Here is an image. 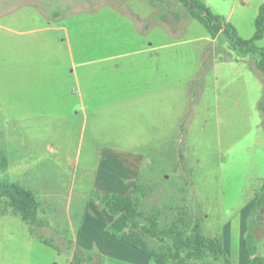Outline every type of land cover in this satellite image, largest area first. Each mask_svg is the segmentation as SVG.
I'll use <instances>...</instances> for the list:
<instances>
[{
  "label": "rangeland",
  "instance_id": "rangeland-1",
  "mask_svg": "<svg viewBox=\"0 0 264 264\" xmlns=\"http://www.w3.org/2000/svg\"><path fill=\"white\" fill-rule=\"evenodd\" d=\"M63 1L0 0V101L6 107L0 112V152L9 161L0 179L34 193L39 203L37 218L44 224L33 237L28 224L18 217L10 212L1 216L0 264H67L75 252L81 255V264H103L104 254L96 250L100 241H119L107 231L110 223H106L114 218L96 196L115 192H130L145 213L160 210L163 224L183 218L191 227L198 224L203 235L220 237L223 228L247 208L264 179V76L255 69L258 57L234 49L221 33L207 40L206 28L177 0L156 4L89 0L87 6L107 3L118 11L129 9V2L154 5L164 23L149 41L174 47L162 53L170 60L162 62L155 111L144 112L140 100L142 112L113 108L106 116H88L85 128L73 131L69 143L59 131H50L51 137L65 140L62 152L56 153L37 139L44 136L41 122L46 109L41 93L46 67L28 65L34 75L21 74L12 95L4 46H60L57 40L63 38L62 31L46 29L64 24L70 29L65 46L139 43L133 29L116 19L105 27L104 19L89 18L88 8L79 4L82 0H73L81 7L80 14L54 20L52 12L64 13ZM202 1L213 13L229 18L241 38L253 36L250 19L262 0ZM165 29L174 36L169 37ZM256 46L264 49V36ZM201 48L205 67L200 82H192L200 70ZM120 76L126 78V86L135 81V75L127 72ZM82 85L87 93V76ZM123 102L138 106L137 100ZM29 128L36 139L29 137ZM133 152L139 161H117ZM99 210L109 214L107 219ZM256 223L255 234L261 237L264 214L258 215ZM85 237L90 238L88 250L81 244ZM221 262L208 257L190 263Z\"/></svg>",
  "mask_w": 264,
  "mask_h": 264
},
{
  "label": "crops",
  "instance_id": "crops-1",
  "mask_svg": "<svg viewBox=\"0 0 264 264\" xmlns=\"http://www.w3.org/2000/svg\"><path fill=\"white\" fill-rule=\"evenodd\" d=\"M87 1L89 0H82L79 4L88 8L86 10H88L89 18L104 19L105 23L102 25L105 27L110 24L109 20L114 19L119 24L131 27L139 41L137 46H65L70 30L65 24L62 27L56 25L46 29L48 31H62L63 38L57 40L60 46H4L6 48L4 50L9 56L8 83L12 95L15 86L21 83V74L31 73L34 75L28 65L40 64L46 67L44 70L47 76L44 77V89L41 93V104L46 109L42 113L43 121L41 122L44 136L37 139L46 148L56 153L61 151L65 140L60 142L59 137H51L50 131H59L67 139L66 143H69L73 141L75 131L78 133L82 126L85 128L88 116L92 119L96 116H106L111 114L113 108H120L126 113L139 112L141 111L140 100L144 101V112L155 111V99H159L162 62L169 58L163 57L162 53L174 47L157 45L155 42L149 41L152 33L155 30L160 31L162 23H164L160 10H155L154 5H133L128 1L129 9L118 11L111 6L107 7V3H99L90 7L87 6ZM263 2L264 0L257 4V12L250 19V25L254 22ZM63 3H65L63 15H60L58 11L52 12L54 20H58L61 16L65 19H72L75 15L80 14L81 7L77 8V5H74L75 1L64 0ZM60 11L62 12V10ZM228 20L229 18L226 21L229 22ZM165 30L169 37L174 36L173 32ZM236 30L238 34L241 33L238 31L239 29L236 28ZM249 34H252L251 27ZM206 39L209 40L210 36ZM200 52L198 66L200 70H196L198 76L192 82L199 80L200 71L205 67L202 60L204 55L202 48ZM21 64L25 66H21ZM18 69H20V74ZM81 71L87 72V74L81 76ZM123 72H127L129 76L135 75V81L128 82L130 84L126 86V78L120 76ZM169 74L170 71L165 72L167 77ZM86 76L87 93L82 85V79ZM116 76H120V78ZM23 79L25 80V77ZM28 97L29 95L26 96V99ZM123 100H137L138 106L134 108L133 103L126 102L124 104ZM5 109L6 107L0 101V112L5 111ZM32 131L29 128V137L36 139ZM139 159V155L133 152L127 153V157L117 159V161L136 162ZM129 193L126 191L124 194H118L129 195ZM256 193L249 201L247 208L223 228L220 236L223 246H225L224 250L233 264H248L249 257L244 249L243 235L250 206ZM99 211L107 219L109 214L103 210ZM112 220L106 224L111 223ZM89 239V237H85L84 242H81L83 248L87 250L90 248ZM118 241L112 239V242L108 240L104 241L103 244L100 241L99 247H96L97 251L104 254L103 264H154L145 255L126 243L125 246L122 244L124 242ZM88 244L89 247H87ZM257 255L264 259V228L260 241H258ZM99 258L98 256L94 257L98 260Z\"/></svg>",
  "mask_w": 264,
  "mask_h": 264
},
{
  "label": "trees",
  "instance_id": "trees-1",
  "mask_svg": "<svg viewBox=\"0 0 264 264\" xmlns=\"http://www.w3.org/2000/svg\"><path fill=\"white\" fill-rule=\"evenodd\" d=\"M148 1L156 4L162 0ZM177 1L188 10L193 19L206 28L212 39L221 33L234 49L257 56L255 69L264 76V49L256 46V42L262 40L264 36V2L254 20L253 36L250 39H243L231 23L213 13L202 0ZM262 107L261 104V110ZM8 166L7 157L0 152V174L5 173ZM96 198L114 218L108 225L107 231L145 255L154 264H191L190 262L204 261L208 257L216 261L221 259V264H233L224 250L222 239L203 235L198 224L191 227L190 223L183 218H177L169 225L163 224L160 210L143 212L140 209L139 199L132 195L109 193L97 195ZM38 211L39 203L32 191L18 183L0 179V217L10 212L27 223L31 235L36 237V233L44 225L37 218ZM260 214H264V179L252 201L246 219L243 245L249 257L248 264H264V259L257 255L258 241L261 237L255 234L259 228L256 218ZM154 241L161 244H155ZM82 261L81 255L77 256L75 252L70 264H81Z\"/></svg>",
  "mask_w": 264,
  "mask_h": 264
}]
</instances>
